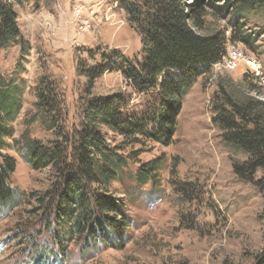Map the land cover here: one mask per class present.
I'll return each instance as SVG.
<instances>
[{"label":"rangeland","instance_id":"obj_1","mask_svg":"<svg viewBox=\"0 0 264 264\" xmlns=\"http://www.w3.org/2000/svg\"><path fill=\"white\" fill-rule=\"evenodd\" d=\"M212 1L220 9L205 7L202 31H196L222 35L226 44H235L259 62V74L243 66L228 71L223 61L213 66L182 100L168 145L103 130L105 144L124 167L109 187L93 185L87 193L120 205L122 216H109L117 220L124 216L127 228L102 243L66 235L60 244L53 240L62 231L55 224L48 193L59 180L48 168H30L22 158L23 139L44 146L56 140L35 111V87L43 76L57 88L61 127L70 144L89 99L123 98L126 115H143L151 106L152 93L134 91L119 72L105 73L87 92L81 75V69L100 63L112 51L139 61L138 35L129 29L119 0H39L15 9L20 41L0 50V75L16 80L21 109L3 154L15 161L11 187L24 196L17 207L0 209V264H254L264 250V188L233 174L231 160L244 162L247 156L222 143L211 119L212 101L223 92L237 100L251 99L264 111V8L225 11V0ZM237 32L250 37L249 45L232 42ZM17 66L18 72L23 69L21 74ZM155 161L161 163L157 183L136 182V172ZM261 177L257 171L254 180ZM182 183L188 186L186 192L177 189Z\"/></svg>","mask_w":264,"mask_h":264},{"label":"trees","instance_id":"obj_2","mask_svg":"<svg viewBox=\"0 0 264 264\" xmlns=\"http://www.w3.org/2000/svg\"><path fill=\"white\" fill-rule=\"evenodd\" d=\"M38 1L0 0V50H7L20 41L15 9ZM118 5L126 15L129 29L138 35L140 60L131 61L112 51L103 55L100 63L81 69V75L86 78L87 92L105 73L119 72L134 91L152 93L151 106L143 115H126L123 98L89 99L70 144L61 127L62 101L54 82L43 76L35 87L36 115L41 124L53 132L56 140L44 146L24 138L22 158L32 170L48 168L59 180V184L52 186L51 194L48 193L49 205L55 207V224L62 231L53 238L59 244L65 235L81 236L88 243L109 242L127 228L124 216L121 220L109 216H122L120 205L101 194L87 193L88 187L93 185L109 187L117 181L124 167L122 159L105 144L103 130L123 138L141 137L168 145L185 95L197 79L208 75L225 56L226 40L222 35L197 32L203 25L204 8L220 9L212 0H194L187 5L182 0H119ZM222 8L225 11L257 10L264 8V0H225ZM237 33L238 36L235 33L231 36L232 42L249 45L250 37ZM18 68L17 74H21L23 69L18 72ZM258 105L251 99L237 100L229 92H223L220 98L216 96L212 101L211 120L221 132L222 143L247 156L244 162L231 160L233 174L241 181L263 189L264 111ZM20 109L16 80L13 76L0 75V209L17 207L19 198L24 196H18L16 189L11 187L10 177L16 163L12 157L3 154L8 149L7 140L13 136L12 124ZM160 169L158 161L148 163L136 172L135 180L141 185L149 180L156 184V173ZM257 171L262 172V177L255 181ZM187 187L182 183L177 189L186 192ZM254 264H264V250L255 258Z\"/></svg>","mask_w":264,"mask_h":264},{"label":"built area","instance_id":"obj_3","mask_svg":"<svg viewBox=\"0 0 264 264\" xmlns=\"http://www.w3.org/2000/svg\"><path fill=\"white\" fill-rule=\"evenodd\" d=\"M75 12L79 14L81 9L77 8ZM223 64L228 71H235L239 66H243L246 71L253 75H258L260 71V64L257 60L244 55L235 44L229 42L225 47Z\"/></svg>","mask_w":264,"mask_h":264}]
</instances>
